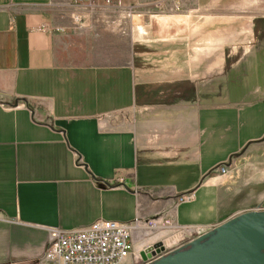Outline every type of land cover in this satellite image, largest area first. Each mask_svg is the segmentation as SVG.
<instances>
[{"label": "crops", "instance_id": "1", "mask_svg": "<svg viewBox=\"0 0 264 264\" xmlns=\"http://www.w3.org/2000/svg\"><path fill=\"white\" fill-rule=\"evenodd\" d=\"M69 1L0 0V264H47L52 228L124 223L133 253L167 254L264 212V46L217 72L216 90L146 106V75L185 83L190 65L111 59L90 14L71 20L86 2Z\"/></svg>", "mask_w": 264, "mask_h": 264}, {"label": "rangeland", "instance_id": "2", "mask_svg": "<svg viewBox=\"0 0 264 264\" xmlns=\"http://www.w3.org/2000/svg\"><path fill=\"white\" fill-rule=\"evenodd\" d=\"M90 2L94 39L102 36L111 59L129 63L134 53H139L141 56L135 57L144 70L165 66L171 57L180 69L190 65L192 73L185 83L165 81L157 86L152 74L146 75L136 94L137 101L146 106L175 103L184 94L196 97L201 91L216 90L222 84L211 82L217 72L228 73L249 58L256 47L264 46V0H229L204 6L199 0H111L107 7L99 0ZM244 214L228 217L209 231L187 233L188 242L179 249L201 246L206 240L197 239ZM171 252H161L146 261L133 253L119 264H152Z\"/></svg>", "mask_w": 264, "mask_h": 264}, {"label": "built area", "instance_id": "3", "mask_svg": "<svg viewBox=\"0 0 264 264\" xmlns=\"http://www.w3.org/2000/svg\"><path fill=\"white\" fill-rule=\"evenodd\" d=\"M71 5L86 2L84 12L77 11L72 15V22L81 25L90 14V0H70ZM69 1V6H70ZM104 7L111 0H99ZM224 167L220 172L223 173ZM188 196H180L178 200H188ZM131 226L115 221L97 220L91 225L63 231L57 228L49 230V239L44 251L47 264H119L129 259L132 254Z\"/></svg>", "mask_w": 264, "mask_h": 264}, {"label": "water", "instance_id": "4", "mask_svg": "<svg viewBox=\"0 0 264 264\" xmlns=\"http://www.w3.org/2000/svg\"><path fill=\"white\" fill-rule=\"evenodd\" d=\"M238 154L230 156L223 166ZM229 223L233 224L227 223L214 229L215 234L211 231L197 239L206 240L201 246L175 250L152 264H264V213L249 212ZM161 252V243L157 242L139 251V257L146 261Z\"/></svg>", "mask_w": 264, "mask_h": 264}, {"label": "bare ground", "instance_id": "5", "mask_svg": "<svg viewBox=\"0 0 264 264\" xmlns=\"http://www.w3.org/2000/svg\"><path fill=\"white\" fill-rule=\"evenodd\" d=\"M138 29V28H137ZM139 30V29H138Z\"/></svg>", "mask_w": 264, "mask_h": 264}]
</instances>
